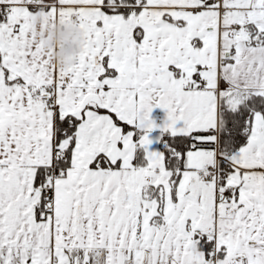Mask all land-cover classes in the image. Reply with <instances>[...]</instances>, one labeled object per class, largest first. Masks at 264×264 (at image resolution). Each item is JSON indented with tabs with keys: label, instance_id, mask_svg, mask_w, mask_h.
Listing matches in <instances>:
<instances>
[{
	"label": "snow or ice",
	"instance_id": "1",
	"mask_svg": "<svg viewBox=\"0 0 264 264\" xmlns=\"http://www.w3.org/2000/svg\"><path fill=\"white\" fill-rule=\"evenodd\" d=\"M0 264H264V0H0Z\"/></svg>",
	"mask_w": 264,
	"mask_h": 264
},
{
	"label": "rangeland",
	"instance_id": "2",
	"mask_svg": "<svg viewBox=\"0 0 264 264\" xmlns=\"http://www.w3.org/2000/svg\"><path fill=\"white\" fill-rule=\"evenodd\" d=\"M58 44L60 42L61 39H65V38H71V40L73 41L72 44L65 46V47H59V53L61 52V50L69 48V47H77L78 46V41H79V36L77 33V30L75 29H70V28H64L61 29L59 28L58 30Z\"/></svg>",
	"mask_w": 264,
	"mask_h": 264
},
{
	"label": "clouds",
	"instance_id": "3",
	"mask_svg": "<svg viewBox=\"0 0 264 264\" xmlns=\"http://www.w3.org/2000/svg\"><path fill=\"white\" fill-rule=\"evenodd\" d=\"M78 46L77 47H69L66 49L61 50L60 53L57 54L56 58L58 61L60 60H66L68 61V58L74 55L78 51ZM70 63V61H68Z\"/></svg>",
	"mask_w": 264,
	"mask_h": 264
},
{
	"label": "crops",
	"instance_id": "4",
	"mask_svg": "<svg viewBox=\"0 0 264 264\" xmlns=\"http://www.w3.org/2000/svg\"><path fill=\"white\" fill-rule=\"evenodd\" d=\"M40 21L38 20L37 23H39ZM58 30H59V27H57L51 34H50V40H49V45H57L59 46L58 44V39H59V36H58ZM59 53V47H58V51L56 52V56L57 54Z\"/></svg>",
	"mask_w": 264,
	"mask_h": 264
}]
</instances>
